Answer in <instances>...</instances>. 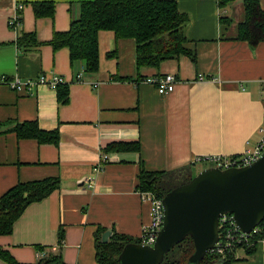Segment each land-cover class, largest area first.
I'll use <instances>...</instances> for the list:
<instances>
[{"label":"crops","instance_id":"1","mask_svg":"<svg viewBox=\"0 0 264 264\" xmlns=\"http://www.w3.org/2000/svg\"><path fill=\"white\" fill-rule=\"evenodd\" d=\"M86 1L91 0H0V78L54 74L68 88L63 103L47 87L15 91L0 83V197L18 183H60L25 208L10 234L0 235V248L20 264H36L59 249L64 264H98L96 245L104 232H111L110 240L139 241L150 222L138 189L141 171H187L194 177L214 167L207 157H237L264 130V41L250 47L235 39L243 0H233L229 9L219 0H170L188 18L185 48L195 62L180 55L137 68L134 40L101 31L95 73L86 72L82 61L71 63L67 48L49 44L55 32L68 31ZM35 2L53 3V18H36ZM259 4L264 11V0ZM16 12L21 23L15 31L8 23ZM30 34L37 45L17 44L19 36ZM165 74L177 80L165 95L141 81ZM24 122L56 132L58 144L18 139L10 130ZM119 144H136L139 151L107 150ZM102 155L107 162L95 173ZM231 264H264V228L262 241L237 249Z\"/></svg>","mask_w":264,"mask_h":264},{"label":"trees","instance_id":"2","mask_svg":"<svg viewBox=\"0 0 264 264\" xmlns=\"http://www.w3.org/2000/svg\"><path fill=\"white\" fill-rule=\"evenodd\" d=\"M232 1L219 0V5L224 8ZM242 6L243 20L236 27L235 39L255 47L264 41V11L260 7L259 0H243ZM78 7L79 14L71 21L68 31L55 32L49 44L53 50L67 48L71 63L82 61L86 72L95 73L98 70V33L101 31L113 32L117 40H134L137 68L157 67L161 62L180 55H185L195 62V55L185 48L187 39L184 31L188 18L178 10L174 1L91 0L80 3ZM32 8L36 18H53L54 4L51 2H35L32 3ZM20 23L19 18V26ZM17 44L29 47L38 43L34 35L30 34L19 36ZM67 89V84H63L56 90L63 103L67 100ZM3 127L4 125L0 123V133ZM10 131L18 139H35L41 144L57 145L59 141L56 132L42 131L35 122L15 124ZM108 149L139 151V146L119 144L109 145ZM182 172L184 171L169 173L141 171L138 176V189L150 191L158 198H162L175 187L186 184L193 178L189 173L184 179L180 178ZM181 180L182 182H179ZM176 182L178 183L175 184ZM59 184L56 178L18 183L2 195L0 197V235L10 234L13 223L25 208L47 198L59 188ZM259 227L264 228V221ZM62 239L63 231L60 229L59 245ZM127 243H138V241L126 236H114L106 244L97 241V263L117 264L118 255ZM252 247L245 249H252ZM193 251V242L187 237L165 256L161 264H187ZM233 255H226L223 258L214 252L208 253L198 264H231ZM0 259L6 264H20L1 248ZM36 264H64L60 249L57 253L43 256Z\"/></svg>","mask_w":264,"mask_h":264},{"label":"water","instance_id":"3","mask_svg":"<svg viewBox=\"0 0 264 264\" xmlns=\"http://www.w3.org/2000/svg\"><path fill=\"white\" fill-rule=\"evenodd\" d=\"M161 204L163 224L153 246L127 243L117 264H161L187 237L194 246L187 264H198L214 250L219 219L227 214L240 232L249 234L264 221V152L245 167L202 170L166 193ZM110 236L111 232H104L100 242L108 243Z\"/></svg>","mask_w":264,"mask_h":264},{"label":"built area","instance_id":"4","mask_svg":"<svg viewBox=\"0 0 264 264\" xmlns=\"http://www.w3.org/2000/svg\"><path fill=\"white\" fill-rule=\"evenodd\" d=\"M18 12L9 20V27L17 30L19 27ZM81 75L76 76V81L81 82ZM143 83L155 87L159 95H165L172 92L175 88L176 78L172 74H165L163 76L141 80ZM140 81V82H141ZM0 83L6 85L11 90H30L33 87H47L56 91L60 85L65 84L61 76L50 74H40L35 79H28L22 81L18 78L8 79L6 76L0 78ZM98 84L93 85L97 88ZM264 152V130L259 131V139L253 148L245 150L241 155L232 158H225L222 156L207 157L205 160L211 162L214 167L225 170L230 168H241L256 162ZM107 156L102 155L101 161L94 167V172L102 171L104 164L107 162ZM140 196L143 202L149 205L150 222L142 229V235L138 244L143 246H153L156 241L157 233L160 231L163 224V208L161 198H158L150 191H141ZM219 240L214 250V254L220 255L223 258L226 255L234 254L237 249L250 248L258 241L263 239V229L259 226L254 228L249 234L240 232L233 223L231 215H223L219 219L218 224Z\"/></svg>","mask_w":264,"mask_h":264},{"label":"rangeland","instance_id":"5","mask_svg":"<svg viewBox=\"0 0 264 264\" xmlns=\"http://www.w3.org/2000/svg\"><path fill=\"white\" fill-rule=\"evenodd\" d=\"M238 0H236V2H237ZM240 5V18H242L243 17V7H242V5H241V1H240V3L238 4V6ZM228 7V6H227ZM231 7V6H230ZM230 7H228V9L230 8ZM186 172L184 173V172H182L181 174H180V178H182V179H184L185 178V176H186ZM179 182H182V180L181 181H179ZM178 182H176L175 184H177Z\"/></svg>","mask_w":264,"mask_h":264}]
</instances>
